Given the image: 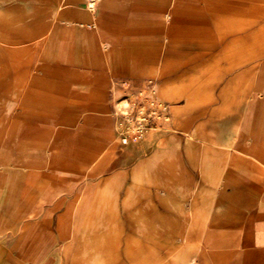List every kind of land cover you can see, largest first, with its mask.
Masks as SVG:
<instances>
[{"label":"crops","instance_id":"obj_1","mask_svg":"<svg viewBox=\"0 0 264 264\" xmlns=\"http://www.w3.org/2000/svg\"><path fill=\"white\" fill-rule=\"evenodd\" d=\"M263 2L0 0V264H264Z\"/></svg>","mask_w":264,"mask_h":264},{"label":"rangeland","instance_id":"obj_2","mask_svg":"<svg viewBox=\"0 0 264 264\" xmlns=\"http://www.w3.org/2000/svg\"><path fill=\"white\" fill-rule=\"evenodd\" d=\"M264 1V0H263ZM264 3V2H263ZM264 5V4H263ZM264 25V22H263ZM160 115L158 110L156 109V103L152 102H134L132 105H129L127 109V113L125 114V126H127L126 130L119 134V139L121 144H124L123 141L128 139V143L133 141H138L145 134L147 129L156 125V121H158ZM135 230L143 236H146L148 233L146 229V223H144L140 218H135ZM149 235L151 233L149 231ZM134 244L126 245V253L128 256H133L135 259L132 264H147L146 261V253L149 249L143 248L142 246H136L138 251L134 253V245L137 244V241L133 242ZM101 257L96 262H84L83 264H121L120 256L118 255L119 246L109 245L102 242L101 246ZM61 250V246H58L55 251V264H61L59 261V253ZM147 250V251H146ZM149 252H152L150 249ZM77 264V263H76ZM80 264V263H79Z\"/></svg>","mask_w":264,"mask_h":264},{"label":"built area","instance_id":"obj_3","mask_svg":"<svg viewBox=\"0 0 264 264\" xmlns=\"http://www.w3.org/2000/svg\"><path fill=\"white\" fill-rule=\"evenodd\" d=\"M92 6H94V5L92 4ZM123 143H124V144H127V143H128V139H125V140L123 141Z\"/></svg>","mask_w":264,"mask_h":264}]
</instances>
